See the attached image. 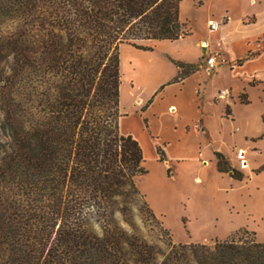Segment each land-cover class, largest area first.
<instances>
[{
    "label": "trees",
    "instance_id": "16d2710c",
    "mask_svg": "<svg viewBox=\"0 0 264 264\" xmlns=\"http://www.w3.org/2000/svg\"><path fill=\"white\" fill-rule=\"evenodd\" d=\"M181 2L0 0V110L11 139L0 155V264H264V242L248 229L213 246L174 243L158 261L121 227H88L108 224L133 192L156 217L135 181L148 172L143 148L121 129L120 48L189 36ZM178 66L175 81L196 72ZM215 155L219 172L245 177Z\"/></svg>",
    "mask_w": 264,
    "mask_h": 264
},
{
    "label": "rangeland",
    "instance_id": "374dc122",
    "mask_svg": "<svg viewBox=\"0 0 264 264\" xmlns=\"http://www.w3.org/2000/svg\"><path fill=\"white\" fill-rule=\"evenodd\" d=\"M180 16L189 36L144 41L152 50L121 46L120 108L122 114L139 113L157 86L156 92L172 81L164 82L174 77L179 63L192 61L190 69L199 72L203 112L192 139L201 143V153L182 159L179 143L173 141L166 148L161 145L168 158L160 161L155 130L141 132L148 172L135 181L156 217L133 192L116 200L108 224L97 218L88 223L100 235L110 225L144 239L158 261L174 243L213 246L242 229L264 242V0H182ZM210 20L220 26L211 30ZM211 52L220 53L223 61L209 69ZM6 67L1 63L0 72ZM154 127L160 128V122L154 121ZM168 133L161 128L162 136ZM10 141L0 110V155ZM215 151L245 177L236 180L219 172Z\"/></svg>",
    "mask_w": 264,
    "mask_h": 264
},
{
    "label": "crops",
    "instance_id": "0c3cea01",
    "mask_svg": "<svg viewBox=\"0 0 264 264\" xmlns=\"http://www.w3.org/2000/svg\"><path fill=\"white\" fill-rule=\"evenodd\" d=\"M191 62L192 61H182L181 63ZM175 69L176 72L174 77L168 78L164 81L167 82L172 80V83L166 85L163 90L158 92L149 106H146V103H143L146 107L140 109L139 113H123L121 118V129L126 134H132L140 144H142L140 139L142 136L141 132L142 134H145V131L147 130L152 134V129H154V135L160 141L156 145V148L158 146L162 148V144L166 148L173 141H176L179 143L180 151H182L181 158L185 159L187 155L190 156L193 153H201V143L192 139L197 123L201 122L203 119V112L199 105L200 83L196 82V79L198 81L199 72L189 75L182 81H175L181 70L178 67ZM158 87L159 86L154 89V94ZM191 93H193L192 98L189 96ZM172 106L176 108L175 111L170 110ZM154 121H159L161 127L155 129ZM161 128L163 131L169 132L168 136H162ZM164 152L165 161L168 157L165 150ZM169 170H171V168H169ZM148 205L150 206L149 203Z\"/></svg>",
    "mask_w": 264,
    "mask_h": 264
},
{
    "label": "built area",
    "instance_id": "2783aa9c",
    "mask_svg": "<svg viewBox=\"0 0 264 264\" xmlns=\"http://www.w3.org/2000/svg\"><path fill=\"white\" fill-rule=\"evenodd\" d=\"M211 30H215L220 26V23L215 20L209 21ZM223 61V56L218 52H211L206 58V63L209 69L217 67Z\"/></svg>",
    "mask_w": 264,
    "mask_h": 264
},
{
    "label": "bare ground",
    "instance_id": "6f19581e",
    "mask_svg": "<svg viewBox=\"0 0 264 264\" xmlns=\"http://www.w3.org/2000/svg\"><path fill=\"white\" fill-rule=\"evenodd\" d=\"M172 110H174V108H172Z\"/></svg>",
    "mask_w": 264,
    "mask_h": 264
}]
</instances>
